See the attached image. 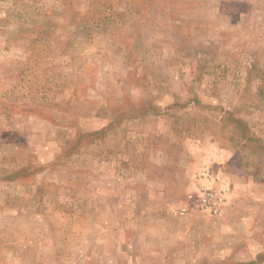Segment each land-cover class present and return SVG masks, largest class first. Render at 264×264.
Masks as SVG:
<instances>
[{
	"label": "rangeland",
	"instance_id": "1",
	"mask_svg": "<svg viewBox=\"0 0 264 264\" xmlns=\"http://www.w3.org/2000/svg\"><path fill=\"white\" fill-rule=\"evenodd\" d=\"M0 264H264V0H0Z\"/></svg>",
	"mask_w": 264,
	"mask_h": 264
},
{
	"label": "built area",
	"instance_id": "2",
	"mask_svg": "<svg viewBox=\"0 0 264 264\" xmlns=\"http://www.w3.org/2000/svg\"><path fill=\"white\" fill-rule=\"evenodd\" d=\"M210 177V175H207ZM202 194L197 198V207H200L203 210H207L209 212L217 213L220 209L218 208L225 199L226 189L222 187L221 191H212L209 190L205 185H201ZM194 195L191 194L190 197Z\"/></svg>",
	"mask_w": 264,
	"mask_h": 264
}]
</instances>
